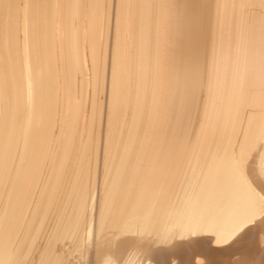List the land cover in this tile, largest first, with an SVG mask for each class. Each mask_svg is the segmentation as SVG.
Masks as SVG:
<instances>
[{
    "label": "bare ground",
    "instance_id": "1",
    "mask_svg": "<svg viewBox=\"0 0 264 264\" xmlns=\"http://www.w3.org/2000/svg\"><path fill=\"white\" fill-rule=\"evenodd\" d=\"M264 0H0V264H264Z\"/></svg>",
    "mask_w": 264,
    "mask_h": 264
},
{
    "label": "snow or ice",
    "instance_id": "2",
    "mask_svg": "<svg viewBox=\"0 0 264 264\" xmlns=\"http://www.w3.org/2000/svg\"><path fill=\"white\" fill-rule=\"evenodd\" d=\"M235 165L243 178L264 192V140L246 146L243 153L236 157ZM264 222V208L260 212Z\"/></svg>",
    "mask_w": 264,
    "mask_h": 264
}]
</instances>
